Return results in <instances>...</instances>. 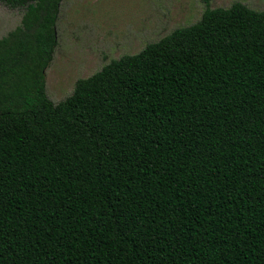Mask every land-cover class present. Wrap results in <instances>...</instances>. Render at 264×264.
Returning <instances> with one entry per match:
<instances>
[{"label":"trees","instance_id":"trees-1","mask_svg":"<svg viewBox=\"0 0 264 264\" xmlns=\"http://www.w3.org/2000/svg\"><path fill=\"white\" fill-rule=\"evenodd\" d=\"M64 0H0V264H264V11L210 7L55 104Z\"/></svg>","mask_w":264,"mask_h":264},{"label":"rangeland","instance_id":"rangeland-1","mask_svg":"<svg viewBox=\"0 0 264 264\" xmlns=\"http://www.w3.org/2000/svg\"><path fill=\"white\" fill-rule=\"evenodd\" d=\"M236 2L264 11V0H211L210 7L226 9ZM205 9L202 0H64L57 23L59 45L46 71L48 97L55 104L66 100L79 79L197 23ZM22 17L21 9L0 2V39Z\"/></svg>","mask_w":264,"mask_h":264}]
</instances>
